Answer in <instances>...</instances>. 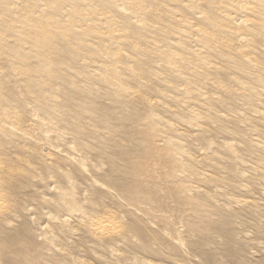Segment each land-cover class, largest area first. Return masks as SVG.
I'll return each instance as SVG.
<instances>
[{
    "label": "bare ground",
    "instance_id": "6f19581e",
    "mask_svg": "<svg viewBox=\"0 0 264 264\" xmlns=\"http://www.w3.org/2000/svg\"><path fill=\"white\" fill-rule=\"evenodd\" d=\"M149 157L205 259L222 237L244 264L237 218L264 209V0H0V264H90L78 245L160 264L121 252L161 238L115 206L132 209L118 190L150 206L131 193L155 186Z\"/></svg>",
    "mask_w": 264,
    "mask_h": 264
},
{
    "label": "rangeland",
    "instance_id": "374dc122",
    "mask_svg": "<svg viewBox=\"0 0 264 264\" xmlns=\"http://www.w3.org/2000/svg\"><path fill=\"white\" fill-rule=\"evenodd\" d=\"M14 88L17 90V92L22 91V86H20L19 83H14ZM20 96L22 97L23 95L20 93ZM30 107L31 105H28L27 110ZM32 121L33 120H31L30 123H32ZM119 141L125 143L127 139L119 138ZM57 145L59 148L62 147L61 149L66 147L62 146L63 144ZM248 157L251 158V156ZM146 162L149 167L148 172L151 173L150 177L153 179L155 186L151 189H146L150 185L152 187V184L149 179L144 178L143 182H138L141 186L135 184L132 187L131 193L141 196L142 199L150 197V206L147 209L141 210L143 208L142 204L138 203L136 200H134V198L130 199L129 196L124 195L125 193L120 192L117 187H111V189L114 192L118 190L116 193H118L120 200L123 203L125 202V204L128 203L132 207V209L127 210L123 209L121 206H119V204L115 205L119 212H121L120 214L126 220L130 218L131 212L134 214L139 213L142 216L139 221L142 226L145 227L147 233L152 236L157 235L161 238V240H158L160 243V252L154 253L150 251L148 253L141 250L137 251V249L133 248L129 244H124L121 246V252H123L127 258H130L131 256H138L141 259L143 258L156 261L160 264H176L175 257L173 255H184L187 257L188 261L186 264H234L232 257L228 253H224V251H222L221 244L224 243V240L220 235L219 236L222 240L216 237V246L218 249L216 254L217 261L208 262V260L205 259V255L209 254L208 251L211 253L214 251V248L208 246L207 248L205 247L204 250L203 248L196 246L195 244L200 240V236L198 234H191V237L189 238V233L191 232L187 229L186 217L190 216L192 212V206L185 201L186 199H184V197L182 198V194L177 184L174 182V178L168 174L170 169L167 168L165 163L154 159V157L147 158ZM235 171L236 172L231 170V173L235 176L233 179H231V183L227 185L228 189L231 191H233L235 189L234 187L238 186L240 183L236 177L237 173L240 171L237 167H235ZM133 179V177H129V181ZM103 181L109 186H114L113 183H108L109 178H106ZM252 195L256 199L258 198V201H261L262 203L264 202L258 191L257 193L254 191ZM102 197V200L108 198V196L104 195ZM207 202L212 205L210 199H207ZM121 208L123 211H121ZM164 216L167 217V222H164ZM237 219H239L238 221L240 223L237 225L238 229L236 231V235L238 237H236L235 244L239 245V248L242 251L241 256L243 263L264 264V251L262 249L260 251L258 246L254 245L258 242H261L262 245H264V236H261L257 231L260 228H264L262 225V222L264 221V209L243 211L241 212L240 217ZM245 233L248 234L249 238L242 241V239H245V236H243ZM189 239H193L194 241L190 242ZM78 247L81 249V252L84 249L82 253L88 262H90V264H125L123 262H117L113 259H110L108 252L104 249H97L99 252L98 253L97 250H89L85 246L82 248L80 245H78ZM77 251L78 249L74 252L76 253ZM100 254L103 256H100Z\"/></svg>",
    "mask_w": 264,
    "mask_h": 264
}]
</instances>
